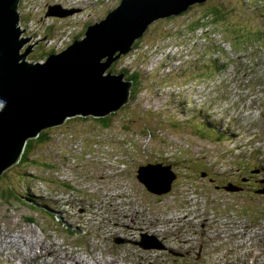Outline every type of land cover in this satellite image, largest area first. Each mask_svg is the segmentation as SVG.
Returning <instances> with one entry per match:
<instances>
[{
    "label": "rangeland",
    "instance_id": "374dc122",
    "mask_svg": "<svg viewBox=\"0 0 264 264\" xmlns=\"http://www.w3.org/2000/svg\"><path fill=\"white\" fill-rule=\"evenodd\" d=\"M81 1L83 4L78 3L80 11L78 7H67L63 1L58 0H21L17 10L20 18L19 27L29 35L33 34V29L31 22L28 23L25 20L30 18L32 23L37 21L40 23V30L46 25L58 26L59 22L65 23L67 39L77 35L79 40L81 32L76 31L74 26L78 23L74 20L81 23L87 21L99 23L121 2L120 0ZM263 1L208 0L203 5L224 8L227 11L226 18L215 24L211 23L207 28L195 31L177 32L167 28L172 23L181 25L185 18L201 14L204 6L200 5V7H193L187 15L174 16L170 21L165 20L166 18L154 21L145 34L134 40L131 50L133 46H137L133 48L128 59L125 62L122 61L123 66L128 67L132 59L135 61V66L141 64L147 70L145 75L150 77V83L142 81L143 86L142 82L140 84L144 89L134 93H132L134 90H130L127 101L117 112H111L102 117L106 118L107 122L110 119V126L107 125L106 129H103L97 122H93L92 116L84 120L74 117L65 121L64 124L52 128L48 136L50 141L47 144L35 145L30 155L39 162L50 160L52 167L48 172L44 167L30 168L28 164H22L9 167L3 172L4 176L0 177V264H45L43 260L46 259L51 261L50 264H56L58 260L62 258L67 260L71 256L87 264H112L110 253H115L114 251H117L113 255L116 261L124 260L128 253H133L132 260L137 255L140 260L148 259L151 264H198L199 262L202 264L203 261L204 264H226V261L231 260L233 264L235 260L237 264L254 263L251 257L248 259L246 254L240 255L241 253L237 254L235 250H228L227 246L223 247L221 252L216 251L210 256L204 254L199 257H196V254H199L198 250L190 251L186 248L190 232L188 219L195 218V222H208L199 215V208L208 209L211 204L212 208L218 211L233 212V220L227 218L229 225L224 229L231 230L234 222L247 238L256 233H260V237L263 234L264 194L255 196L252 193V183L247 181V174L240 169L243 162L236 159L232 152L235 140L241 144L239 149H249L255 143L254 134L250 136L252 130H247L248 127L245 125H240L236 138L231 139L232 132L222 129L221 134L217 132L220 137L217 141L215 129L209 130L211 127L205 121H201L202 117L198 121L193 119L199 125L195 127L187 126L186 123L176 126L165 120L172 127L165 125V129L153 131L150 136L142 134V124L146 121L145 113L152 115L155 113L145 110L147 105L149 108L156 109L159 103V112L160 110L162 112V108H174L177 103L168 104L170 99L166 91L176 83L190 81L198 84L197 82L201 81L205 86L202 87L203 91L212 98L222 92L219 80L213 84L217 78L216 66L221 65V59H218L215 52L220 46L224 50L221 52L226 56L232 57L236 54L238 59L242 60L243 56L251 52L250 48L264 44ZM56 4L63 6V9L60 10ZM46 5L48 8L45 7ZM50 5L60 11L72 13L63 18L47 16L51 12ZM55 26L54 29H56ZM63 33L64 31L58 28L54 34L58 39L57 45L60 47H64L66 42ZM37 37L38 40L43 39L40 34ZM33 38L30 44L37 42L34 35ZM187 39H190L189 43L179 47V44ZM43 41H38L32 46V52L27 59H34L38 53L46 51L44 49L48 45ZM72 43L73 41H68L67 46ZM156 47H159L157 48L159 55L155 57L154 62H162V69L158 72L151 63L147 64L149 63L148 55H150L148 51H153ZM221 52L220 54L223 55ZM115 64L112 63L109 67L113 68L115 73L110 72L108 68L104 75L106 73L121 74L117 72L118 68L116 65V70ZM237 78L239 80L237 86L235 83V88L241 90L243 75H237ZM143 91L148 93L144 94ZM158 92H161L160 97L157 96ZM232 98L244 106V101L233 95ZM143 101L145 103L149 101L145 108ZM196 102L200 106L203 99ZM259 107L262 106L259 105ZM161 118L163 119L159 117ZM175 120L178 121L177 118ZM133 131L137 132L133 133ZM115 136L117 137L114 138ZM107 137L113 138L111 143L106 141ZM72 138H76V141ZM122 150L130 152L125 155L127 162L124 169L118 164L117 158L113 160L114 153H121ZM244 163L252 164L250 161ZM254 164L264 166V160L256 161ZM116 168H122V170H116ZM161 168H165L166 173L162 172ZM40 174L50 176L52 181L41 182ZM159 176L160 179L157 178ZM56 180L61 181L58 188L60 190L63 188L62 191L65 192L69 191L67 193H70L72 198L70 207H72L73 216L70 218L67 215L62 221L54 219L52 207H46V209L41 204V197L45 193L48 199L49 188L55 187ZM149 183H152L150 191L146 189ZM7 186L12 189L5 190ZM26 187L28 189L24 191ZM71 188H74L76 192L71 191ZM8 192L14 196L4 200L5 193ZM116 194L118 195L114 197ZM27 196H30V199L27 200ZM102 196L115 199L112 209L107 212V217L104 212H99V209L94 214H84V211L94 204L88 198L91 197L96 202ZM74 197H78L80 201L73 202ZM18 200L22 201L19 203ZM34 201L40 205H31V208L28 204ZM44 204L52 206L47 201ZM116 206L121 207L122 211L127 210L129 215L134 212L136 218L130 216V221L136 231L142 226L138 233L134 229H128L125 232L123 221L118 222V218L115 215L113 217V209ZM39 211L41 212L38 213ZM45 211L51 213L49 222L42 214ZM218 213L216 212L217 215L213 221L217 225H223L224 217L218 220L220 217ZM139 217L142 218V222L138 220ZM154 217L158 219L157 223L153 221ZM254 222L263 223L254 225ZM124 224L126 225L125 221ZM173 225L182 228L181 236H175L171 232L165 233L168 229L171 230ZM249 225L254 226L248 227ZM146 227L149 229L146 230ZM150 227L155 228L156 231L153 235H145ZM218 230H221L220 226ZM208 231L204 228L205 234ZM162 232L166 234L163 237L160 236ZM196 234L198 236L199 230ZM194 236L196 238V235ZM236 238L235 241L238 240ZM119 239L123 242L118 245ZM39 244L41 247L37 251ZM15 245L17 246L13 247ZM26 246H28L26 251L33 257L27 260L23 254L22 258L19 254L22 249L23 252L25 251ZM113 246H117L118 250ZM178 247L180 249L176 251ZM226 250L228 256L225 255ZM137 251L141 253L137 254ZM157 255L159 257L155 259ZM262 262H264V256L257 258L255 264H262Z\"/></svg>",
    "mask_w": 264,
    "mask_h": 264
},
{
    "label": "water",
    "instance_id": "95a60500",
    "mask_svg": "<svg viewBox=\"0 0 264 264\" xmlns=\"http://www.w3.org/2000/svg\"><path fill=\"white\" fill-rule=\"evenodd\" d=\"M18 1L0 0V175L41 131L64 124L68 117L99 118L119 109L131 83L123 74L104 75L111 62L129 52L151 22L208 0H121L101 22L45 63L27 59L38 41L27 45L30 37L22 36ZM50 11L47 16L62 17L56 7ZM103 57L106 62L100 63Z\"/></svg>",
    "mask_w": 264,
    "mask_h": 264
},
{
    "label": "bare ground",
    "instance_id": "6f19581e",
    "mask_svg": "<svg viewBox=\"0 0 264 264\" xmlns=\"http://www.w3.org/2000/svg\"><path fill=\"white\" fill-rule=\"evenodd\" d=\"M58 1H63L65 4H66V6L67 7H71V8H76V7H78L79 8V10L81 11V9H80V7L78 6V3H80V4H83V1H81V0H58ZM104 1H106V0H104ZM54 2V1H53ZM19 3H21V0H19L18 1V4ZM51 3H52V1H51ZM101 3V2H100ZM117 3V2H116ZM20 5V4H19ZM101 5V4H100ZM104 5V4H103ZM56 6L60 9V10H62L63 8H61L59 5H57L56 4ZM45 7H47L48 8V5H46ZM63 7V6H62ZM44 8V7H43ZM42 8V9H43ZM17 10H18V5H17ZM59 10V11H60ZM78 10V11H79ZM80 11H79V13H80ZM94 12V11H93ZM72 13V12H71ZM71 13H69V14H71ZM78 13V12H77ZM18 15H19V12H18ZM60 15L62 16V18H63V16H66V13L65 12H63V11H61V13H60ZM25 16V15H24ZM32 16V15H31ZM30 17V15L28 16V18ZM27 18V17H26ZM27 18V19H28ZM20 19V18H19ZM161 19H165V18H161ZM159 20V19H158ZM25 21H27L28 23H30V22H32V18H30L29 20H25ZM157 21V20H156ZM74 22H76V23H78V24H75V29H76V31L77 30H79L80 32H81V34H80V38L83 36V34L86 32V30H87V28L90 26V25H92L90 22L91 21H87V22H84V23H81V22H79V21H77V20H74ZM154 22V21H153ZM153 22H151L150 24H149V27H150V25L153 23ZM157 23V22H156ZM87 25H89L88 27H87ZM54 26L55 25H46V26H43L42 28H41V30H40V35L44 38L45 36V39H44V41H43V43L45 42L48 46L45 48V49H54V50H56V53L55 54H59V53H61V52H64L66 49H68L72 44H74L76 41H78V39H77V37L75 36V35H73L72 36V38H69V39H67V36H68V34L66 33V29H67V26L65 25V23H58V26H55L56 27V29H54ZM52 28V31H53V35H51V34H48L47 32H46V29L47 28ZM61 27V28H60ZM85 27H87L86 29H85V31H84V28ZM58 28L59 29H61V30H63L64 31V33L62 34L65 38H66V42H64V47H60L59 45H57V38L55 37V32L56 31H58ZM47 31H48V29H47ZM51 31V30H50ZM47 33V34H46ZM187 36H188V34H187ZM186 36V37H187ZM32 37V35H30V38ZM184 37V36H183ZM190 37V36H189ZM165 39V38H164ZM68 41H73V43L72 44H70L69 46H67L68 45ZM260 41H262V40H260ZM187 41H184V42H181V44H179V47H183V46H186L185 45V43H186ZM263 43H264V40H263ZM176 44V43H175ZM43 46H46V45H43ZM43 46H40L41 48H43ZM67 46V47H66ZM260 46H261V49L263 50V53H264V44H260ZM153 48V47H152ZM157 48H159V47H156L153 51H148V54H150V55H148L149 57H148V62L149 63H151L152 65H153V68L155 69V71H159V70H161L162 69V65H161V63H159L158 61H155L154 62V59H155V57L156 56H158L159 55V51L157 50ZM175 48H176V46H175ZM253 49H254V47H252ZM147 51V50H146ZM119 54V53H118ZM129 54H130V51L129 52H127V53H121V54H119L118 55V58L116 59V60H114L113 62H111V64L112 63H116L115 64V68H116V65H117V68H118V73H121V74H123L126 78H128V77H131V76H133V75H137L138 76V78H137V80L135 81V83H139V85L138 86H136L135 85V89L136 88H138L139 90H142V89H144L143 87H141V82L142 81H145V82H148V83H150V77L149 76H146L145 75V72L147 71L141 64H139V66H135L134 65V62L135 61H133V59L130 61V64L128 65V67H124L123 66V62L122 61H124L125 62V60H127L128 59V56H129ZM37 55H40V53H38ZM49 56H47L45 59L44 58H42V57H40V58H38V59H36L37 61H38V63H45V61L47 60V58H48ZM117 57V56H116ZM120 57V58H119ZM178 57V56H177ZM259 57H260V60H261V62L264 60V58H263V56H261V55H259ZM176 59H179V58H176ZM104 62H106V57H103V58H101L100 59V63H104ZM117 68H116V70H117ZM200 71V70H199ZM110 75H112V74H110ZM141 77H142V79H141ZM130 81V80H129ZM130 88H129V92H131L130 90L134 87V85L132 84V81H130ZM198 83H201V82H198ZM183 83H176L175 85H172V86H170V87H172V88H174V90L173 91H170V92H167V95H168V98L170 99V101H168L169 103L168 104H172V102L173 103H179L180 101H181V95L178 93V89H180V88H182L183 87ZM191 88H194V87H192L191 85H189V86H187L186 87V91L187 92H193L192 93V96L194 97V95L196 94V90H194V89H191ZM189 89H190V91H189ZM152 98H154L153 96H152ZM211 109H212V111H214L215 112V108L214 107H211ZM119 109H117L116 110V112L118 111ZM146 110L147 111H152V112H155V113H159V109L158 108H156V109H153V108H149L148 106L146 107ZM172 111H173V109H170V108H165V110L162 112V114L164 115V117L165 118H167L168 116H170V114L172 113ZM115 112V111H114ZM86 118V117H82V116H79V115H77L75 118ZM91 117V116H90ZM72 118H74V117H68L67 118V120H70V119H72ZM99 118H102V117H99ZM66 120V121H67ZM183 122H186L187 124H188V126H196L195 125V123L190 119V118H188L187 119V117L185 116V117H183ZM191 122H193V123H191ZM99 125V124H98ZM100 126V125H99ZM103 129H106V127H103V126H101ZM52 128H54V127H51V128H48V129H45V130H43V131H49V130H51ZM121 129V128H120ZM42 132V131H41ZM40 132V133H41ZM40 133L38 134V136L40 135ZM37 136V137H38ZM49 135H47L46 137L47 138H49L48 137ZM36 137V138H37ZM35 138V139H36ZM118 139V138H117ZM113 140V138L112 137H107L106 138V141H109L110 143H111V141ZM119 140V139H118ZM27 143V142H26ZM127 143H125V145H126ZM25 146H26V144H25ZM20 159V158H19ZM19 161V160H18ZM18 161L14 164V165H17V163H18ZM14 165H12V166H14ZM8 169V168H7ZM162 172H164V173H166L165 171H166V169L165 168H161L160 169ZM4 172H5V170H4ZM157 178H159L160 179V176L159 177H157ZM208 178V177H207ZM59 183H61V181H59ZM151 184L152 183H149L148 184V186H147V190H149V189H151ZM62 190H63V188L61 189V191L60 192H57V196H58V198H60V197H62L63 196V194L64 195H66V197L65 198H68V196L70 195V193H67V192H69V191H67V192H65V191H63L62 192ZM71 191H75L76 192V190L74 189V188H71L70 189ZM48 196L50 195V192L47 194ZM214 200H215V202H217V200H216V198L214 197ZM214 200H213V202H214ZM26 203V202H25ZM31 208H32V206H31ZM71 209H72V207H70ZM199 215L203 218V219H205V220H212L213 221V219L216 217V212L217 211H215V208H212V204H211V206L208 208V209H204V208H199ZM223 213H227L226 211H223ZM219 215H220V217L218 218V220L219 219H223V215L221 214V213H218ZM170 218V217H169ZM194 220V218H191V219H188V224H189V229H190V232H193V234L194 235H196V237H197V234H196V232H197V230H198V227H197V225H196V223L193 221ZM149 224H151V225H153L151 222H149ZM172 226V225H171ZM151 228V227H150ZM146 230L147 229H149L148 227H146L145 228ZM226 230V229H225ZM228 232H230L231 230H227ZM146 232V231H145ZM148 232H149V234H152V233H150L151 232V229L150 230H148ZM148 232H146L145 233V235H147V233ZM165 232V231H164ZM164 232H163V235H166V234H164ZM165 233H167V232H165ZM139 239V238H138ZM120 240V239H119ZM226 240L229 242V240H228V238H226ZM6 241V240H5ZM29 241V240H28ZM38 241H39V239H38ZM161 241V240H160ZM21 242V241H20ZM26 242V241H25ZM143 242V241H142ZM40 243V242H39ZM7 244H9V243H7ZM22 244V243H21ZM10 245V244H9ZM17 245H19V244H17ZM17 245H15V246H13V247H16ZM41 244H39L38 246H37V251L40 249V246ZM5 246H6V244H5ZM11 246V245H10ZM7 247V246H6ZM23 247V246H22ZM28 246H26V248H25V251L28 249L27 248ZM1 250V249H0ZM4 251V250H3ZM19 251V250H18ZM32 251V250H31ZM30 251V252H31ZM34 251V250H33ZM179 251V250H178ZM24 252H23V249H22V251L21 252H19V254H20V256H21V258H22V254H23ZM43 253V252H42ZM50 253V252H49ZM15 254V253H14ZM24 256H25V259L27 260V258H33L32 256H30V254H29V252H25V254H23ZM53 255V254H52ZM179 256H181V255H179ZM47 260V259H46ZM46 260H43L44 262H45V264H50L51 263V261H46ZM7 261V260H6ZM37 263H39V261L37 262ZM55 264V263H54Z\"/></svg>",
    "mask_w": 264,
    "mask_h": 264
},
{
    "label": "trees",
    "instance_id": "16d2710c",
    "mask_svg": "<svg viewBox=\"0 0 264 264\" xmlns=\"http://www.w3.org/2000/svg\"><path fill=\"white\" fill-rule=\"evenodd\" d=\"M121 1V0H120ZM119 1V2H120ZM246 1H250V0H246ZM258 1H261V0H258ZM200 5H202V6H204L203 4H199V5H197V4H193V5H191V6H189L187 9H186V11H184L183 13H181V14H179L177 17H181V16H183V15H187V13L189 12V11H191L192 10V8L193 7H200ZM60 6V5H59ZM61 8H63L62 6H60ZM204 10L202 11V13L201 14H198V15H195V16H190V17H188V18H185L184 20H183V23L181 24V25H174L175 23H172L170 26H168L167 28L169 29V30H174V31H180V30H183V31H192V30H197V29H204L205 27L207 28L211 23H213V24H215L216 22H218V21H222V19L223 18H226V14H227V11H225L224 10V8H215V7H213V6H209V7H202ZM197 13V12H196ZM195 14V13H194ZM225 16V17H224ZM174 17V16H173ZM173 17H169V18H166L165 20H167V21H170V20H172V18ZM28 18V17H27ZM164 20V21H165ZM97 22V21H96ZM91 24H94V22H90ZM89 25H87V27H88ZM87 27H85L84 28V31H85V29L87 28ZM149 28V27H148ZM47 29H48V31H47ZM46 29V32L48 33V34H51V35H53V31H52V28L50 27V28H47ZM51 30V31H50ZM148 30V29H147ZM146 30V31H147ZM46 33V34H47ZM168 33V32H167ZM145 34V33H144ZM167 35V34H166ZM77 36V35H76ZM166 38V37H165ZM165 40V39H164ZM189 41H190V39H187V42L185 43V45H187L188 43H189ZM222 42H227V41H223L222 40ZM134 45H135V43H134ZM137 45H135V46H133V48L134 47H136ZM219 46V45H218ZM133 48H132V50H133ZM44 50H46L45 52H42L40 55H37V57L36 58H30V59H28L29 61L31 60V61H37L36 59H38V58H40V57H42V58H46L47 56H49V55H51V54H55L56 53V50H54V49H44ZM132 50H130V53H131V51ZM219 53V52H218ZM257 70H259V68H256ZM110 72H113V73H115V70L113 69V68H109L108 69ZM245 71H246V73H249L250 72V69L248 68V67H246L245 68ZM137 78H138V76L137 75H133V76H131V77H128V80H130V81H132V84L134 85V87L131 89V91L132 90H134L132 93H134V92H136V91H138V90H136V89H138V88H136L135 89V85L136 86H138L139 85V83L137 84V83H135V81L137 80ZM142 86H143V82H142ZM160 88V90L162 89L161 87H159ZM143 113H145V112H143ZM156 116V117H155ZM159 113H154V115H152V114H148V113H145L144 114V117H145V123H143L142 125V128H143V132H142V134L144 135H148V136H150L151 135V133L153 132V131H157V130H159V131H161V130H163V129H165V126L160 122V120H162V119H159ZM77 119H81V120H84V119H86V118H78L77 117ZM92 120H93V122H97L100 126H103V127H105V126H107V125H109L110 126V119H109V122H107V119L106 118H92ZM68 121V120H67ZM129 129V128H128ZM125 130H127V128H125ZM50 131V130H49ZM49 131H44V132H41L40 133V135L36 138V139H31V140H28L27 141V143H26V146H25V148H24V150H23V153L21 154V156H20V159H19V161H18V163H17V165H22V164H28L29 165V167L30 168H40V167H44V169L46 170V172H48L47 170H50V167H52V165H51V161L50 160H43V162H39V161H37L36 160V158L35 157H30V155L32 154V151L34 150V148H35V145H43V144H47V142H49L50 141V138H47L46 136L47 135H49ZM129 131V130H128ZM123 132H125V131H123ZM134 132H137V131H133V133ZM124 134V133H123ZM125 135V134H124ZM72 140L73 141H76V138H72ZM122 153L124 154V156L126 155L125 154V151H122ZM121 163H122V161H121ZM27 168V167H26ZM10 170V169H9ZM43 171V170H42ZM50 173V172H49ZM4 174L5 173H3L0 177H3L4 176ZM37 175V174H36ZM39 180L41 181V182H45L46 180H48V181H52L51 180V178H50V176H48V177H46L45 175L43 176L42 174H40V176H39ZM54 188H49V190L50 191H52V192H55V193H57V192H60L61 190H60V188H58L59 187V180H56V181H54ZM12 189V187H9V186H7V187H5V190H11ZM16 190V192H17V189H15ZM63 192V191H62ZM14 196V194H11V193H5V196H4V200H6V199H8V198H11V197H13ZM23 198V197H22ZM26 199L28 200V199H30V196H27L26 197ZM19 201V203L22 201V200H18ZM35 203V204H34ZM34 203H32V205H40L39 203H37V202H35L34 201ZM43 206V205H42ZM31 207V206H30ZM43 207H45V206H43ZM216 209V208H215ZM217 210V209H216ZM41 211H39L38 213H40ZM42 214L44 215V216H46V220H47V222H49L50 221V215L45 211V212H42ZM27 220H28V218H27ZM30 221V220H29Z\"/></svg>",
    "mask_w": 264,
    "mask_h": 264
},
{
    "label": "clouds",
    "instance_id": "9594fccd",
    "mask_svg": "<svg viewBox=\"0 0 264 264\" xmlns=\"http://www.w3.org/2000/svg\"><path fill=\"white\" fill-rule=\"evenodd\" d=\"M50 7H51V5H50ZM24 37H27V38H29L30 36L29 35H25L24 34ZM27 45H31L30 44V38H29V42L27 43ZM27 45H25V46H27ZM23 49L24 48H22V51H23ZM31 61V60H30ZM117 136H115L114 138H116ZM116 143L118 144V139H117V141H116ZM71 148H72V146H71ZM73 149V148H72ZM115 158H117V162H118V164L124 169L125 168V163L127 162L126 160H125V156H124V154L121 152V153H115V155H113V160L115 159ZM121 161H122V163H121ZM122 168H116V170H122ZM48 171V170H47ZM28 189V188H27ZM155 194V193H154ZM75 198V197H74ZM46 199V197L43 195L42 197H41V200H45ZM76 199V201L77 202H79L80 200L78 199V197H76L75 198ZM88 199H91V201L94 203L93 204V206L91 207V208H89V209H87L86 211H84L85 213L84 214H88V213H96V209H95V205H96V202H100L99 200H97L96 202L91 198V197H89Z\"/></svg>",
    "mask_w": 264,
    "mask_h": 264
},
{
    "label": "built area",
    "instance_id": "2783aa9c",
    "mask_svg": "<svg viewBox=\"0 0 264 264\" xmlns=\"http://www.w3.org/2000/svg\"><path fill=\"white\" fill-rule=\"evenodd\" d=\"M30 25H31V27H32V29H33V34H29V36L32 35V37L30 38V40H34L33 35H34V36L36 35L35 38H36V40H38V37H37L38 34H35V31L37 30V29L35 28V24L31 22ZM39 34H40V33H39Z\"/></svg>",
    "mask_w": 264,
    "mask_h": 264
}]
</instances>
